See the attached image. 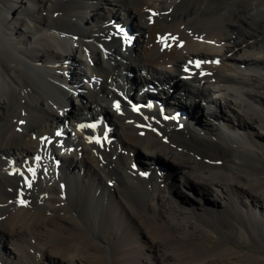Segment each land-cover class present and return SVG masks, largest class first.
I'll return each mask as SVG.
<instances>
[{
  "label": "bare ground",
  "instance_id": "6f19581e",
  "mask_svg": "<svg viewBox=\"0 0 264 264\" xmlns=\"http://www.w3.org/2000/svg\"><path fill=\"white\" fill-rule=\"evenodd\" d=\"M0 264H264V0H0Z\"/></svg>",
  "mask_w": 264,
  "mask_h": 264
},
{
  "label": "rangeland",
  "instance_id": "374dc122",
  "mask_svg": "<svg viewBox=\"0 0 264 264\" xmlns=\"http://www.w3.org/2000/svg\"><path fill=\"white\" fill-rule=\"evenodd\" d=\"M103 10L105 11V13L107 14V12H106V8H103ZM73 101H76L75 99L73 100ZM198 102L200 103V104H202L203 106H202V108H204L205 107V102H203V101H201V100H199L198 99ZM71 104V103H70ZM75 106V105H74ZM213 106V105H212ZM76 107H78V106H76ZM75 107V108H76ZM199 117H201L200 115H199ZM205 120V119H204ZM185 189H187V188H184V191H185ZM187 192V194H189V195H192L191 194V192H189V191H186ZM182 193H185V192H183L182 191ZM216 202H218V201H216ZM197 227V226H196ZM207 239V240H206ZM204 238V240H205V243H207V244H212V243H214L215 242V240H214V238L213 237H211V238ZM243 242L245 243V244H248V240H243ZM254 243V244H253ZM253 243H250L249 245H250V247H257L258 245L256 244V242H253ZM7 251V250H6ZM240 259V256H236V260H239Z\"/></svg>",
  "mask_w": 264,
  "mask_h": 264
}]
</instances>
